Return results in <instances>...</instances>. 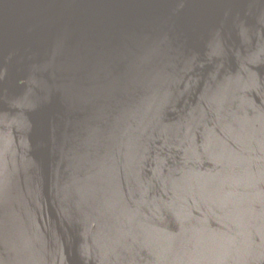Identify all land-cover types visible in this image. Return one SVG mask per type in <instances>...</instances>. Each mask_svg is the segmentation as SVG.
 Returning <instances> with one entry per match:
<instances>
[{
	"label": "water",
	"instance_id": "1",
	"mask_svg": "<svg viewBox=\"0 0 264 264\" xmlns=\"http://www.w3.org/2000/svg\"><path fill=\"white\" fill-rule=\"evenodd\" d=\"M0 264H264V0H0Z\"/></svg>",
	"mask_w": 264,
	"mask_h": 264
}]
</instances>
